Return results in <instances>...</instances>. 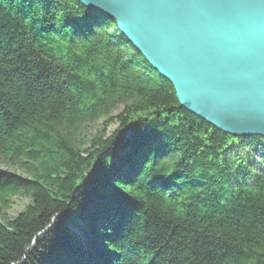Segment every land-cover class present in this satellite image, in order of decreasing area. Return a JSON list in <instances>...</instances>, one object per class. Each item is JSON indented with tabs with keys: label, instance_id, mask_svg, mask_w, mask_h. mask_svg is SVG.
Listing matches in <instances>:
<instances>
[{
	"label": "trees",
	"instance_id": "obj_1",
	"mask_svg": "<svg viewBox=\"0 0 264 264\" xmlns=\"http://www.w3.org/2000/svg\"><path fill=\"white\" fill-rule=\"evenodd\" d=\"M109 262L264 264V138L182 108L79 0H0V264Z\"/></svg>",
	"mask_w": 264,
	"mask_h": 264
},
{
	"label": "water",
	"instance_id": "obj_2",
	"mask_svg": "<svg viewBox=\"0 0 264 264\" xmlns=\"http://www.w3.org/2000/svg\"><path fill=\"white\" fill-rule=\"evenodd\" d=\"M113 19L180 106L233 137L264 138V0H79Z\"/></svg>",
	"mask_w": 264,
	"mask_h": 264
},
{
	"label": "rangeland",
	"instance_id": "obj_3",
	"mask_svg": "<svg viewBox=\"0 0 264 264\" xmlns=\"http://www.w3.org/2000/svg\"><path fill=\"white\" fill-rule=\"evenodd\" d=\"M101 128H102V123L100 122L96 126L87 129L85 131L84 141L87 142L88 140H90L93 137V134H95ZM114 130H116V126H112L111 127V130L109 131V133H111ZM8 170H10V172H12V173H16L17 172L16 169H8ZM28 203H29L28 202V199L27 198H24V197H21L19 199L18 198L17 199H14L13 200V207L8 212L9 213L8 215H10V217H12V218L16 217L22 211V209L24 208V206L28 205ZM73 223H77L78 224L79 223L78 219L74 220ZM69 229H70V227H69ZM70 245H71V248H74L75 247L72 244H70ZM83 258H86V256H84Z\"/></svg>",
	"mask_w": 264,
	"mask_h": 264
},
{
	"label": "bare ground",
	"instance_id": "obj_4",
	"mask_svg": "<svg viewBox=\"0 0 264 264\" xmlns=\"http://www.w3.org/2000/svg\"><path fill=\"white\" fill-rule=\"evenodd\" d=\"M66 218V217H65ZM77 219V218H76ZM75 219V220H76ZM86 220L87 219H84V220H82V221H80L79 223H78V226L77 227H71L70 229H69V233H70V236L71 235H75V234H82L81 232H80V228H82V229H84V230H87V224H86ZM96 224H97V228L98 229H100L101 228V225H100V222H98L97 220H96ZM114 256V257H113ZM113 256H109V257H111V258H119V254L118 255H113ZM94 258H96L97 259V257H95V256H93ZM90 259V258H89ZM109 260H110V258H109ZM98 261H100V258L98 259ZM101 262V261H100ZM109 264H111V262H109Z\"/></svg>",
	"mask_w": 264,
	"mask_h": 264
}]
</instances>
